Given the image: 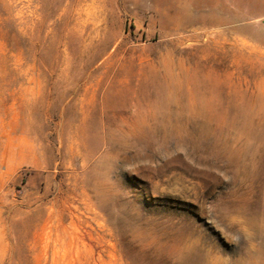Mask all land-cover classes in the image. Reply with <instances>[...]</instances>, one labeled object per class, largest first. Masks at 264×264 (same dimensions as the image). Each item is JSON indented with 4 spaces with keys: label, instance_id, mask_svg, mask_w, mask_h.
<instances>
[{
    "label": "rangeland",
    "instance_id": "obj_1",
    "mask_svg": "<svg viewBox=\"0 0 264 264\" xmlns=\"http://www.w3.org/2000/svg\"><path fill=\"white\" fill-rule=\"evenodd\" d=\"M0 264H264V0H0Z\"/></svg>",
    "mask_w": 264,
    "mask_h": 264
}]
</instances>
